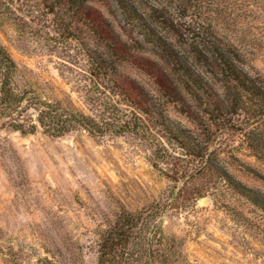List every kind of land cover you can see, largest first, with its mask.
<instances>
[{
    "label": "rangeland",
    "instance_id": "1",
    "mask_svg": "<svg viewBox=\"0 0 264 264\" xmlns=\"http://www.w3.org/2000/svg\"><path fill=\"white\" fill-rule=\"evenodd\" d=\"M132 1L145 10L150 5L166 9L182 37L160 31L200 80L201 72L205 75L224 111L216 112L201 88L190 89L176 70L164 76L173 91L167 96L154 77L123 65L118 71L137 81L167 112L165 125L154 122L146 141L131 135L96 138L83 130L61 138L41 130L23 136L0 119V264H98L109 220L172 194L175 205L169 204L158 223V264H264V210L259 205L224 181L192 202L189 190L207 178L188 182L187 189L189 178L173 183L161 171L185 166L188 150H207L213 166L223 167L264 202V119L253 114L260 102L248 98L249 109L236 110L241 92L201 70L192 49H201V31L208 27L201 18V0ZM238 28L248 34L244 67L264 85V22ZM0 44L19 67L20 88L90 114L89 57L106 55L108 49L72 9L62 10L59 0H0ZM162 147L167 159L153 154Z\"/></svg>",
    "mask_w": 264,
    "mask_h": 264
},
{
    "label": "trees",
    "instance_id": "2",
    "mask_svg": "<svg viewBox=\"0 0 264 264\" xmlns=\"http://www.w3.org/2000/svg\"><path fill=\"white\" fill-rule=\"evenodd\" d=\"M230 1L201 0V18L208 27L201 31V49L192 46L193 54L201 59L204 74L220 76L226 85L241 92L236 110H248L246 100L257 99L260 109L253 114L263 120L264 85L252 78L244 67L247 58L244 43L248 34L239 32L238 26L264 22V0ZM59 6L62 10L72 9L78 20L103 40L108 49L106 55L93 53L89 57L93 85L88 98L90 114L66 107L61 102L46 101L34 91L20 88L16 80L19 67L0 44V119L6 121L12 131L27 136L41 130L49 137L61 138L83 130L96 138L131 135L148 140L156 125L154 122L165 125L167 112L156 105L137 81L118 71L123 65L154 77L167 96L173 91L164 76L168 75V69L176 70L190 89L201 88V96H208L217 106L216 112L224 111L205 75L201 72L200 80L188 60L160 31L182 37L165 8L150 5L145 10L132 0H59ZM206 151L192 153L188 150L185 166L177 171H161L173 183L189 178L185 183L187 189L188 182L202 176L207 178L189 190L192 202L205 198L213 183L224 181L264 210V202L256 198L255 192L233 180L223 167L213 166ZM153 154L157 159L168 157L164 147L155 148ZM153 166L159 169L156 162ZM173 196L138 212H122L109 220L102 236L98 264H158L162 246V230L158 223L169 204L175 205L176 200L171 202Z\"/></svg>",
    "mask_w": 264,
    "mask_h": 264
}]
</instances>
